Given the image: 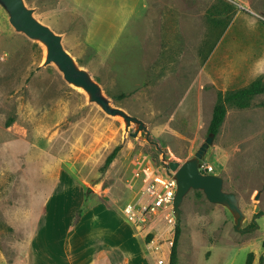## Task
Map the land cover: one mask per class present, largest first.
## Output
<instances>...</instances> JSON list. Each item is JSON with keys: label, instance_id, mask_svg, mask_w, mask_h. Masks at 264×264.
<instances>
[{"label": "rangeland", "instance_id": "rangeland-1", "mask_svg": "<svg viewBox=\"0 0 264 264\" xmlns=\"http://www.w3.org/2000/svg\"><path fill=\"white\" fill-rule=\"evenodd\" d=\"M25 1L110 102L145 124L127 128L46 64V45L17 30L0 4V264L21 261L28 239L34 264H67L63 241L79 208H142L153 174L174 175L163 151L184 162L205 142L218 91L264 75V0ZM202 162L237 193L242 227H259L237 230L227 206L192 189L181 204L178 264H247L251 252L252 264H264V93L248 108L228 104ZM152 217L130 222L155 264H169L177 219L167 208Z\"/></svg>", "mask_w": 264, "mask_h": 264}, {"label": "water", "instance_id": "water-1", "mask_svg": "<svg viewBox=\"0 0 264 264\" xmlns=\"http://www.w3.org/2000/svg\"><path fill=\"white\" fill-rule=\"evenodd\" d=\"M0 4L9 12L10 21L17 30L26 33L31 38L41 40L46 45V64L55 62L63 72L66 80L83 87L89 93L90 100L100 104L106 112L112 115H121L127 123V128L132 122H135L139 125L137 133L141 129H145L143 120L137 116L128 114L123 108L114 106L110 102L104 95L101 85L86 69L76 62L75 58L64 47L62 35L40 20L35 15L34 9L25 0H0ZM215 137L216 133L210 132L205 142H203L195 154L184 162L169 159L165 151H163L162 162L169 172L174 171V177L177 182L173 201V213L178 220L181 216V204L185 196L192 189H201L211 202L223 204L230 209L234 215L235 228L237 230L250 231L258 228V224L246 228L242 227L246 213L241 207L237 193L224 188V177L218 173L204 172L201 169L202 159L209 146L214 142ZM156 144L160 148V145ZM88 191H92V188L89 187ZM259 197L260 193L256 195V198ZM256 209L259 210L260 206L258 205Z\"/></svg>", "mask_w": 264, "mask_h": 264}, {"label": "crops", "instance_id": "crops-1", "mask_svg": "<svg viewBox=\"0 0 264 264\" xmlns=\"http://www.w3.org/2000/svg\"><path fill=\"white\" fill-rule=\"evenodd\" d=\"M31 246L32 240L28 239L23 259L12 264H34ZM147 246L150 244L145 236L138 233L124 213L96 203L69 227L62 252L68 258L67 264H155L157 257Z\"/></svg>", "mask_w": 264, "mask_h": 264}, {"label": "trees", "instance_id": "trees-1", "mask_svg": "<svg viewBox=\"0 0 264 264\" xmlns=\"http://www.w3.org/2000/svg\"><path fill=\"white\" fill-rule=\"evenodd\" d=\"M262 93H264V75L257 77L256 79H254L245 86L236 89H229L226 91L219 90L217 93V100L213 109V114L209 125V131L215 132L216 134L220 131V128L227 115L228 104L239 108H248L253 105L254 98L258 94H262ZM120 148L121 145H118L109 154V156L105 161L104 169H107L109 167V165L117 156ZM84 211L85 210L83 208H79L78 210L79 217L82 216ZM76 220L72 222L71 227L74 226L79 219L77 221ZM181 234H182V225H181V220L178 219L175 226V234L171 246L169 264H178V260H179L178 246H179ZM151 239H152V233L148 235V240ZM252 255H253L252 252L249 253L247 264H252L251 263Z\"/></svg>", "mask_w": 264, "mask_h": 264}, {"label": "built area", "instance_id": "built-area-1", "mask_svg": "<svg viewBox=\"0 0 264 264\" xmlns=\"http://www.w3.org/2000/svg\"><path fill=\"white\" fill-rule=\"evenodd\" d=\"M201 169L204 172H215L213 164H204V162H202ZM147 170H151V167H147ZM176 189L177 182L174 175L167 172H156L149 180V201L142 208L130 203L123 207V212L129 221L139 225L153 218L152 216H156L162 208L172 211ZM160 262L163 260L161 259Z\"/></svg>", "mask_w": 264, "mask_h": 264}]
</instances>
